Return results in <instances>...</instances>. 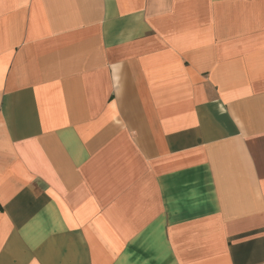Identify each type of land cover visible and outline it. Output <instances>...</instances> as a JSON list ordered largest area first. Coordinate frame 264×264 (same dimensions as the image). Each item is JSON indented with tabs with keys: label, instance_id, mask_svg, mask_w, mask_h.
I'll return each instance as SVG.
<instances>
[{
	"label": "crops",
	"instance_id": "obj_1",
	"mask_svg": "<svg viewBox=\"0 0 264 264\" xmlns=\"http://www.w3.org/2000/svg\"><path fill=\"white\" fill-rule=\"evenodd\" d=\"M0 264H264V0H0Z\"/></svg>",
	"mask_w": 264,
	"mask_h": 264
}]
</instances>
